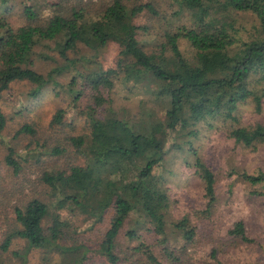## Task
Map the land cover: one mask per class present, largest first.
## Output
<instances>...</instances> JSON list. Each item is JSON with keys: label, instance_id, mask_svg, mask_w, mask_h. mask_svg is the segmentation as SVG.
Masks as SVG:
<instances>
[{"label": "trees", "instance_id": "16d2710c", "mask_svg": "<svg viewBox=\"0 0 264 264\" xmlns=\"http://www.w3.org/2000/svg\"><path fill=\"white\" fill-rule=\"evenodd\" d=\"M10 5V0H0V98L16 81L31 84L30 97L48 84L60 86L68 104L57 108L52 122L82 115L87 125V132L68 138L80 162L65 169L47 166L40 176L45 199L29 196L14 207L11 237L21 246L11 254L19 263L33 250L39 252L40 264H82L87 248L63 242L74 231L68 216L100 222L110 210L97 244L105 264H141L119 256L117 248L119 232L131 217L146 225L160 246L159 255L151 256L148 264H189L187 249L199 236L198 223L205 229L214 221L216 173L187 144L191 162L185 163L201 185V208L190 207L168 220L170 199L161 180L164 157L180 147L183 136H195L197 125L210 128L214 121L225 127V137L249 152L264 147V123L241 125L235 114L248 100L258 112L264 101V0H28L18 25L5 16ZM238 13L249 14L254 22L243 26ZM138 17L148 23L136 24ZM151 29L154 33L146 38L152 47L147 50L137 34ZM108 42L117 46L114 68L93 63L83 71L76 66L92 63L79 55L81 47L95 54ZM47 48L55 50L62 63L40 74L31 69V57L49 58L43 51ZM67 71L71 76L61 86L53 77ZM115 82L140 85L152 96L153 107L140 102L133 116L119 117L103 106V93ZM85 88L93 92L91 104L80 110L77 101ZM4 123L0 109V132ZM17 132L34 133L25 124ZM4 162L13 172L19 169L11 157ZM230 173L245 186V195L264 199L263 170ZM133 228L128 224L124 231L129 240L138 237ZM11 237L4 238L2 250ZM225 237L240 248L256 245L264 254L241 220L225 230ZM178 238L181 245L175 247L171 243ZM218 250L211 247L209 258L224 264Z\"/></svg>", "mask_w": 264, "mask_h": 264}, {"label": "rangeland", "instance_id": "374dc122", "mask_svg": "<svg viewBox=\"0 0 264 264\" xmlns=\"http://www.w3.org/2000/svg\"><path fill=\"white\" fill-rule=\"evenodd\" d=\"M10 3L11 7L5 9V16L12 25H18L21 21L20 11L28 7V0H10ZM235 16L237 21L247 28L254 22L247 13H238ZM135 23L143 25L148 22L143 17H138ZM153 33V29L138 30L137 37L141 38L147 50L152 47V43L147 42L146 34ZM43 51L49 55V58L31 57V69L40 74H45L62 63L55 50L47 48ZM78 53L92 60L91 64L85 63L83 66L77 62L76 66L83 71L93 63L98 64L102 69L114 68L118 58L117 46L112 42H108L95 54H91L85 47H81ZM67 56L76 57L74 53H68ZM70 76V72L67 71L54 75L53 78L64 86ZM31 87V84L25 81L12 82L0 98V109L5 118L4 127L0 132V264H40L37 251L32 250L25 254L21 263L11 254L21 246L18 239L11 237L15 227L14 207L20 205V202L29 196L45 199L46 188L40 182L42 171L47 166L65 169L69 165L79 163L81 159L74 155L68 138L87 132V125L82 115H75L74 118L66 115L60 123L52 122L57 108H65L68 104V97L60 86L53 88L48 84L36 97L28 95ZM84 90L77 101L80 110L91 104L90 94L93 92L87 88ZM103 96L105 98L103 106L116 111L119 117L133 116L138 112L140 102L153 107L152 96L140 85L130 87V84L115 82L112 87L104 91ZM235 114L238 124L241 125L255 121L264 123V101L258 112L254 111L253 105L248 100L239 105ZM24 124L34 133H18L17 130ZM211 124L210 128L204 124L197 125L195 136H183L181 139L184 142H180V147L171 149L164 157L161 180L170 199L168 220L187 212L190 207L201 208V185L197 176L185 163L191 162L190 153L187 151V147L190 146L216 173L214 187L217 204L213 211L212 225L209 226L207 223L204 229L203 225L197 222L199 236L193 247L187 249L189 253L187 263L214 264L209 258V252L211 247L217 246L219 248L217 258L224 264H264V254L256 245L248 246L244 253V248L234 246L225 237V230L233 222L241 220L247 235L264 247V199L258 201L248 197L245 195V186L234 178V174L227 175L231 170L252 171L259 168L264 171V147L249 152L225 137V127H220L219 121ZM54 148L59 149L60 152L50 153ZM5 157H11L18 163L19 169L16 172L5 164ZM109 215L110 210L100 222L88 221L80 215L68 216L69 229L74 231L70 234L71 237L65 238L63 242L82 243L87 248L86 258L82 264H105L97 251V244L108 226ZM139 222L137 217H131L127 223H124L117 238V248L121 253L119 256L122 257L123 254L132 261L138 260V263L148 264L147 260L151 256L159 255L160 246L155 235L146 229V225L143 226ZM128 224L134 227L137 239L126 238L124 231L128 228ZM7 236L11 237L9 245L7 250H2V241ZM171 244L177 247L181 245V241L178 238ZM138 246H140L139 250L131 249Z\"/></svg>", "mask_w": 264, "mask_h": 264}]
</instances>
